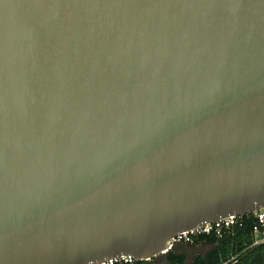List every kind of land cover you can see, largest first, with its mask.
<instances>
[{"label": "water", "instance_id": "water-1", "mask_svg": "<svg viewBox=\"0 0 264 264\" xmlns=\"http://www.w3.org/2000/svg\"><path fill=\"white\" fill-rule=\"evenodd\" d=\"M262 208L264 0H0V264H169Z\"/></svg>", "mask_w": 264, "mask_h": 264}, {"label": "trees", "instance_id": "trees-1", "mask_svg": "<svg viewBox=\"0 0 264 264\" xmlns=\"http://www.w3.org/2000/svg\"><path fill=\"white\" fill-rule=\"evenodd\" d=\"M208 247L205 253L188 255H168L169 264H264V245L253 247L252 225L248 222L244 227H235L223 238L213 235L196 239L193 249ZM148 264H158L156 260Z\"/></svg>", "mask_w": 264, "mask_h": 264}, {"label": "built area", "instance_id": "built-area-1", "mask_svg": "<svg viewBox=\"0 0 264 264\" xmlns=\"http://www.w3.org/2000/svg\"><path fill=\"white\" fill-rule=\"evenodd\" d=\"M248 222L252 225L253 247L264 245V208H262L252 214L226 217L216 222H209L190 231L183 232L172 240L171 246L164 253L171 252L175 246L180 243L191 247L195 244L196 239L201 236L213 235L217 238H223L227 232L233 230L235 227H244ZM156 259L157 258L137 260L131 256H122L120 258L110 259L100 264H148Z\"/></svg>", "mask_w": 264, "mask_h": 264}, {"label": "rangeland", "instance_id": "rangeland-1", "mask_svg": "<svg viewBox=\"0 0 264 264\" xmlns=\"http://www.w3.org/2000/svg\"><path fill=\"white\" fill-rule=\"evenodd\" d=\"M208 250V247L200 248V251L198 253H205Z\"/></svg>", "mask_w": 264, "mask_h": 264}, {"label": "flooded vegetation", "instance_id": "flooded-vegetation-1", "mask_svg": "<svg viewBox=\"0 0 264 264\" xmlns=\"http://www.w3.org/2000/svg\"><path fill=\"white\" fill-rule=\"evenodd\" d=\"M199 251H200V249H199ZM189 257H191V256H189Z\"/></svg>", "mask_w": 264, "mask_h": 264}]
</instances>
